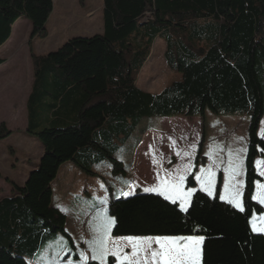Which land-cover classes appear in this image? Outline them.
<instances>
[{"label": "trees", "instance_id": "16d2710c", "mask_svg": "<svg viewBox=\"0 0 264 264\" xmlns=\"http://www.w3.org/2000/svg\"><path fill=\"white\" fill-rule=\"evenodd\" d=\"M54 3L0 0V48L21 17L32 23L31 40L46 37ZM102 11V33L68 40L71 45L102 43L101 92H86L56 62L66 45L49 54L31 50L34 82L27 132L42 142L44 153L25 184L7 179L13 195L0 201V264H29L27 257L60 235L72 241L65 212L53 204L52 183L64 163L97 175L93 167L109 162L112 174H124L125 163L115 155L143 119L204 118L208 110L250 116L245 211L219 199L220 173L214 196L198 189L187 213L155 193L111 196L112 236L203 235L202 264H264V233L253 232L250 223L254 214H264V205L251 199L255 181L264 183L254 163L264 158L259 134L264 120V0H104ZM157 38L166 41L168 67L180 78L151 93L138 80ZM10 134L2 123L0 141ZM204 142L203 134L187 188L197 186L195 175L206 162ZM113 261L109 257L108 264Z\"/></svg>", "mask_w": 264, "mask_h": 264}, {"label": "rangeland", "instance_id": "374dc122", "mask_svg": "<svg viewBox=\"0 0 264 264\" xmlns=\"http://www.w3.org/2000/svg\"><path fill=\"white\" fill-rule=\"evenodd\" d=\"M101 3H103V0H55L53 13L47 23L48 35L46 37H35V40L31 42L30 46L28 42L30 41L29 32L31 31L32 23L28 18L21 17L13 28L14 38L5 47L0 48V57L2 58H7L5 57L6 50L12 49L13 52V56L9 59L6 66L8 75L6 76L5 82L0 81V110L2 112L5 110L7 112L6 118L11 117L15 121L14 125H11L13 128V136L3 139L0 143V151L3 149L6 151L3 161L8 164V167L3 171V174L8 177L7 179L20 180L23 173V161L28 162L30 160L28 153L31 151L27 153L26 151L11 150V146H20L22 141L26 142L23 137L28 135L27 132H23L22 130V116H20L19 111L15 115L12 114V108L15 105L16 108L24 111L26 107L27 92L31 84L32 76L30 51L34 50L38 54L55 52L68 43V38L98 34L103 29V11L99 8V4ZM69 4L74 7V12L71 16L69 13L67 14L68 16L66 15V9ZM92 9H95L92 16H84L88 10ZM76 13H80L81 15L76 16ZM16 36L17 38L20 37V41L14 44ZM166 49V41L162 38H157L153 46L151 58L139 76L138 85L141 89L151 93H160L170 83L180 78L179 75H173L170 72L165 57ZM55 60L61 66L60 59L55 56ZM262 76L264 83V74ZM177 117L183 120H174L176 117H151L144 120L145 125L153 126V128L159 130L158 133L151 135L154 148L151 154L153 158L155 157L161 161L159 166L152 163L144 167L142 163L138 164V166L134 163L135 144L141 138V132H139L137 138H134L115 155V157L125 163L126 173L116 175L112 173L106 174L108 167L111 169L109 162L93 167V170L99 172L107 179L110 191L108 197H101L99 192H97L93 194L94 198L96 200H104L108 199L109 196L119 197L123 192H131L132 194L138 191L144 192L143 189L145 187H151L157 183L158 173L160 176L164 175L161 169L172 171L177 166L187 162L186 158L182 156L178 157L176 152L191 151L193 144L196 146L193 158L195 167V159L203 134L205 136L203 156L206 161L202 165L204 168L211 166L212 160H216L218 164L221 160L226 163L229 150L236 151L240 148H246L248 152L249 115L216 114L208 110L204 118L201 116L192 118ZM178 121L180 123L175 125L174 123ZM262 131H264V120L261 123L259 134ZM175 132L180 135L178 140H175ZM34 139L38 143H41L37 138ZM25 144H29V142ZM119 144H121L120 141ZM210 152L212 153L211 158L208 155ZM257 159L264 158L258 157ZM12 164L16 166L12 167ZM224 166V164H220L216 168L217 181L219 174L221 173L222 175V193ZM85 175L86 178H82L79 184L86 186L89 190L90 187L91 190H94L95 186L93 183L98 184V180H92L90 175ZM64 195L61 194L60 197H64ZM58 200H62L63 208L66 212V198H59ZM92 200L93 198L84 193L82 197L80 196L77 201H74V204L76 202H92ZM98 202L100 203V201ZM74 207L75 205H72L69 209L72 210L71 208ZM68 214L70 218L67 220L66 229L72 241L60 235L56 240L44 244L33 258L27 257L29 264H48L56 256L58 245L61 241L66 243L68 249H70V251L61 254V264H67L68 259H71L74 264H79V253L81 251L89 256L88 264L92 261L90 259V249L86 243L87 240L91 239L92 235L85 233L86 225H84L83 221L80 219H71V213ZM260 215L264 214H254L256 217Z\"/></svg>", "mask_w": 264, "mask_h": 264}, {"label": "snow or ice", "instance_id": "6c2138e0", "mask_svg": "<svg viewBox=\"0 0 264 264\" xmlns=\"http://www.w3.org/2000/svg\"><path fill=\"white\" fill-rule=\"evenodd\" d=\"M261 137L264 138V131L261 132ZM191 148V151L176 152L178 157L186 158L187 162L172 171L161 169L164 175L157 174V183L143 189L146 193H155L174 205L178 204L179 210L185 213L188 212L192 197L197 190L194 187L187 189L185 187L194 168L195 144ZM261 152L264 154V149H261ZM246 154V148L236 151L229 150L226 163L221 160L218 164L216 160H212L211 166L201 167L195 175V181L200 185V190L210 197L214 196L217 183L216 168L220 164H224L223 193L219 199L232 205L240 212H244ZM208 155L211 158L212 153L210 152ZM152 163L159 166L161 161L154 157ZM254 163L259 176L264 177V159H257ZM255 190V195L251 196V199L264 205V183L259 180L255 181ZM131 194V192L122 193L124 196ZM100 204L105 207L97 211L94 221L90 225L92 237L86 241L92 261L98 262V264H108L109 257H112L114 258L113 264H202L205 241L203 235H128L113 238L112 231L116 221L108 214L107 199L101 200ZM250 223L253 232L264 233V215L254 216ZM66 251H70V249L66 243L61 241L56 256L48 264H61L60 256ZM88 260L89 256L81 251L79 264H88ZM67 264H74V262L68 259Z\"/></svg>", "mask_w": 264, "mask_h": 264}, {"label": "crops", "instance_id": "0c3cea01", "mask_svg": "<svg viewBox=\"0 0 264 264\" xmlns=\"http://www.w3.org/2000/svg\"><path fill=\"white\" fill-rule=\"evenodd\" d=\"M74 3L76 4V2ZM103 7H104V0H103V3L99 4V8L103 9ZM73 12H74V7H72L69 4L68 8L66 9V15L69 13L71 16L73 15ZM94 12H95V9L88 10L84 16H92ZM78 15H81V14L76 13V16ZM31 30H32V27H31ZM103 31H104V20H103V29L99 33H102ZM29 33L31 34V31ZM88 35L92 36L94 34H88ZM17 36L15 37L16 39H14V42H15L14 44H17L20 41V37L17 38ZM13 38H14V35L12 32L11 38L1 48L5 47ZM33 40H35V38L32 40L30 39L31 42ZM30 41L28 42V44L30 43ZM103 50H104L103 45L100 42L94 45H71V44L66 43V53L63 56V58L60 60V63L64 71L69 76H71L81 88H83L86 92L92 95L95 93L101 92L104 88ZM5 53H6L5 57L7 58L0 57L1 59H3V63L0 64V81H2L3 83L5 82L6 76L8 75V72L6 71V66L9 62V59L13 56L12 49L6 50ZM49 53H52V52H49ZM49 53L46 52L42 54H49ZM30 56H31V51H30ZM30 59H31L32 76H31V84L27 92L28 94L26 98V107L24 111L16 108L15 105L12 108V114L15 115L19 111L20 116H22L23 132H27V128H28L27 102L31 94L32 86L34 82V71H33V65H32V58L30 57ZM6 116H7V112L5 110H3V112L0 110V126L2 123L6 125V127L11 131V134L6 138H10L13 136V128L11 125H14L15 121H14V118H11V117L6 118ZM145 119L141 121V123L139 124V126L137 127L133 135L130 137L128 142L125 144V145L129 144V142H131L134 138H137L139 132H141V138H139L138 142H136L135 148H134V151H135L134 152V163L137 166L138 164L142 163L144 167L147 166L148 164H152L153 157H152L151 152L154 148H153V141L151 139V135L159 132V130H157L156 128H153V126L145 125V121H144ZM174 120H183V119L176 117ZM177 123H180V122L178 121V122H175L174 124L176 125ZM175 136H176L175 140H178L180 138V135L177 132H175ZM34 138L35 137H33L32 135L28 133V135H25L23 137V139L26 140V142L22 141L20 146L18 145L11 146V150L13 151H22V152L26 151L27 153L31 151L28 153V155L30 156V160L28 162L23 161L24 163L23 173L21 175L20 180L16 181L10 178V180H13L20 185L25 184L30 173L39 164V161L41 160L43 153H44V147H43V144H41L42 142L38 143V141H36V139ZM27 142H29V144H25ZM5 153L6 151L4 149L0 151V201L4 198L11 197L13 195L11 184L7 180L8 177L5 176V174H3V171L8 167V164H6L3 161L4 159L3 157ZM15 166H16L15 164H12V167H15ZM96 173L97 175H90L91 176L90 178H92V180L93 179L98 180L99 183L98 184L93 183L95 186V189L91 190V187H90V190H89L87 189L86 186H81L79 184L82 178H86L85 177L86 173L82 172L76 163L69 161V162L64 163L61 166L58 176L52 183L53 204L65 212L63 208L62 200L59 201L58 199L66 198L65 214L67 216V220H69L70 218L68 213H71L72 215L71 219H80L81 221H83L84 225H86L85 233L86 234L88 233V235H92L90 225L93 223L94 217L97 211L100 208L105 207L104 205L98 202L101 200H96L94 198L93 194L99 192V195L104 198L110 195L107 179L103 175H101L99 172H96ZM110 173L112 172H111V169L108 167V172L106 174H110ZM196 189L197 190L200 189V185L198 184V182H197ZM84 193H86L88 196L93 198L92 202L91 201L87 203L86 202L85 203L76 202L74 204V201H77L78 198H80V196L82 197L84 195ZM61 194H65L64 197H60ZM131 195H128V196H131ZM121 196H124V195H122L121 193ZM110 197L111 196H109V198L107 199L108 203H109ZM72 205H75V207L71 208L72 210H70L69 207ZM106 207L108 209V204ZM120 237H123V236H117V237L113 236V238H120Z\"/></svg>", "mask_w": 264, "mask_h": 264}]
</instances>
